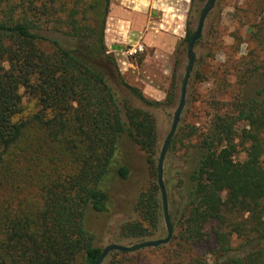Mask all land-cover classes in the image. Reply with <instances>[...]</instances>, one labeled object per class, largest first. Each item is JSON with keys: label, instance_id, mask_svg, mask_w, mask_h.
<instances>
[{"label": "trees", "instance_id": "1", "mask_svg": "<svg viewBox=\"0 0 264 264\" xmlns=\"http://www.w3.org/2000/svg\"><path fill=\"white\" fill-rule=\"evenodd\" d=\"M111 1L80 6L68 0H0V189L7 182L10 151L25 128L15 120L22 113L21 89L37 99L40 110L34 119L50 142L78 164L70 174L48 176L37 211L0 207V264L95 263L103 248L96 246L87 217L89 212L114 213L112 183L130 173L118 157L124 135L145 153L151 177L136 202L139 219L121 225L120 236L136 242L163 237L156 121L127 99L120 102L109 77L115 73L145 105L161 103L127 84L108 54ZM193 33L187 26L188 45ZM175 90L173 83L171 103ZM233 107L235 113L218 116L199 143L182 185L183 200L176 205L167 190L174 227L168 244L178 240L179 247H199L215 225L212 259L182 254L169 264H264V91ZM240 122L247 128L238 131ZM240 147L247 154L243 162L235 160ZM233 236L243 239L238 249L232 247ZM140 253L114 251L103 264H142L135 261Z\"/></svg>", "mask_w": 264, "mask_h": 264}, {"label": "rangeland", "instance_id": "2", "mask_svg": "<svg viewBox=\"0 0 264 264\" xmlns=\"http://www.w3.org/2000/svg\"><path fill=\"white\" fill-rule=\"evenodd\" d=\"M88 1L68 0V3L78 2L84 6ZM208 1L156 0L152 9L162 26L143 31L146 51L130 56L127 52L132 45L127 46L123 53L120 49L108 48V54L115 60L121 78L147 99L161 103L158 107H149L132 96L120 84L115 73L109 77V83L120 102L127 99L130 105L154 117L159 137L157 165L179 106L188 66V43L184 42L187 26L192 32L197 29ZM115 3L120 5V2ZM120 6L125 9L136 7L128 2ZM150 33L151 40H146V34ZM54 37L68 41L62 34ZM195 54L186 105L173 138L174 145L168 149L164 161V183L176 205L182 199V185L199 153L198 145L211 131L213 121L218 116L233 115V105L264 91V0H217L207 17L202 37L195 46ZM173 83L176 90L171 103L168 99ZM20 92L23 96L22 113L15 120L25 123V128L20 141L10 151L5 169L7 182L0 189V207L15 209L21 206L30 213L42 206V187L47 183L48 176L70 174L78 164L63 147L50 142L45 129L34 119L40 110L37 99L26 93L25 89ZM247 126V123L240 122L235 128L241 131ZM118 157L130 173L126 180L119 178L112 183L114 213L99 216L89 212L87 217V228L94 236L96 246L102 248L112 243H138L123 240L120 226L139 219L136 202L139 195L147 190L151 177L145 153L126 135L121 140ZM246 158L245 150L240 147L235 160L243 162ZM174 209L176 211L178 206ZM212 227L216 226L208 227L205 241L199 247H179L178 240H175L166 246L140 250L141 253L135 255V261L169 264L178 261V256L182 254L190 258L203 254L204 259L207 257L211 261V253L215 249ZM166 235L163 223L162 238ZM242 243L243 239L233 236L234 249L241 247Z\"/></svg>", "mask_w": 264, "mask_h": 264}, {"label": "water", "instance_id": "3", "mask_svg": "<svg viewBox=\"0 0 264 264\" xmlns=\"http://www.w3.org/2000/svg\"><path fill=\"white\" fill-rule=\"evenodd\" d=\"M216 2L217 0H209L206 3L200 15L197 29L194 31L191 37V40L189 42L188 66H187L184 80L182 83L179 106L177 110L175 111L171 130L163 143L159 161H158V184H159L161 194H162L164 222H165V226L167 230V236L164 239L147 240V241L134 243L131 245H122V244H116V243L109 244L103 248L101 255L95 261L94 264H103L105 260L107 259V257L114 251H119L123 253H134V252H137L143 249L157 248L162 245H167L173 237L174 227H173L170 213H169L168 194H167V190L164 184V161H165V156L169 149L170 143L176 134L183 110L186 105L188 84H189V81H190V78H191V75H192V72L195 66V61H196L195 46L202 37L207 17L211 13V11L214 9Z\"/></svg>", "mask_w": 264, "mask_h": 264}, {"label": "crops", "instance_id": "4", "mask_svg": "<svg viewBox=\"0 0 264 264\" xmlns=\"http://www.w3.org/2000/svg\"><path fill=\"white\" fill-rule=\"evenodd\" d=\"M115 2H120V5L128 2L136 7L125 9ZM155 3L156 0H113L105 32L108 48L120 49L119 51L122 52L129 45L144 43V30L161 27L160 21L156 18L157 13L152 9ZM146 35V40H151L152 34Z\"/></svg>", "mask_w": 264, "mask_h": 264}, {"label": "built area", "instance_id": "5", "mask_svg": "<svg viewBox=\"0 0 264 264\" xmlns=\"http://www.w3.org/2000/svg\"><path fill=\"white\" fill-rule=\"evenodd\" d=\"M145 51H146L145 44L143 42H138L136 45H132L127 53L130 56H136L144 53Z\"/></svg>", "mask_w": 264, "mask_h": 264}, {"label": "flooded vegetation", "instance_id": "6", "mask_svg": "<svg viewBox=\"0 0 264 264\" xmlns=\"http://www.w3.org/2000/svg\"><path fill=\"white\" fill-rule=\"evenodd\" d=\"M165 223V222H164ZM166 232H167V230H166ZM167 236V235H166ZM160 239H164V238H160ZM154 240H157V239H154ZM163 246V245H162Z\"/></svg>", "mask_w": 264, "mask_h": 264}]
</instances>
